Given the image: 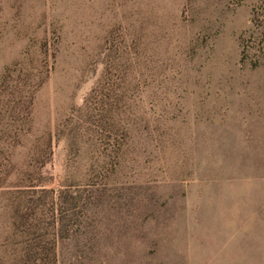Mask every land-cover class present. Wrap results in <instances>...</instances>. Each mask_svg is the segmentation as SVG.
<instances>
[{
    "label": "rangeland",
    "instance_id": "1",
    "mask_svg": "<svg viewBox=\"0 0 264 264\" xmlns=\"http://www.w3.org/2000/svg\"><path fill=\"white\" fill-rule=\"evenodd\" d=\"M0 264H264V0H0Z\"/></svg>",
    "mask_w": 264,
    "mask_h": 264
},
{
    "label": "trees",
    "instance_id": "2",
    "mask_svg": "<svg viewBox=\"0 0 264 264\" xmlns=\"http://www.w3.org/2000/svg\"><path fill=\"white\" fill-rule=\"evenodd\" d=\"M7 70H9V68ZM42 72H43L42 70L38 72L39 76H41ZM27 78H29V76H27ZM31 82L33 81H28L23 83V88L25 89L24 97L28 100L29 104L32 103L34 92L37 89V87L41 84L42 77H40L39 82L36 83L35 82L31 83Z\"/></svg>",
    "mask_w": 264,
    "mask_h": 264
}]
</instances>
